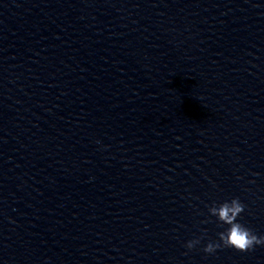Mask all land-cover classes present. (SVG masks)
<instances>
[{
    "label": "clouds",
    "instance_id": "9594fccd",
    "mask_svg": "<svg viewBox=\"0 0 264 264\" xmlns=\"http://www.w3.org/2000/svg\"><path fill=\"white\" fill-rule=\"evenodd\" d=\"M245 205L239 198H233L219 206L213 205L209 213L218 218L222 225H228L225 231L218 233V242H209L203 249L205 253H214L220 248H233L240 252L252 250L257 245H264V236H257L251 229L238 222ZM200 243L199 239L188 241L186 247L191 250Z\"/></svg>",
    "mask_w": 264,
    "mask_h": 264
}]
</instances>
